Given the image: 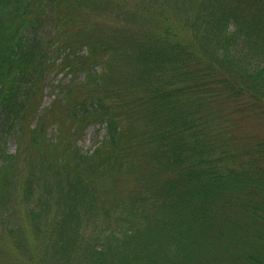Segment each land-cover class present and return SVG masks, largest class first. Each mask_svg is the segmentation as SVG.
<instances>
[{
	"label": "trees",
	"instance_id": "1",
	"mask_svg": "<svg viewBox=\"0 0 264 264\" xmlns=\"http://www.w3.org/2000/svg\"><path fill=\"white\" fill-rule=\"evenodd\" d=\"M105 3L0 0V205L20 161L37 229L56 205L42 264H264V0H132L112 23ZM61 71L84 77L37 112ZM91 124L106 134L85 153ZM39 174L54 201L31 200Z\"/></svg>",
	"mask_w": 264,
	"mask_h": 264
},
{
	"label": "rangeland",
	"instance_id": "2",
	"mask_svg": "<svg viewBox=\"0 0 264 264\" xmlns=\"http://www.w3.org/2000/svg\"><path fill=\"white\" fill-rule=\"evenodd\" d=\"M131 3L132 0H106V7L104 10L99 11L100 20L103 22L112 23V19L114 14H116V7L120 3L124 2ZM133 2L145 6L148 0H133ZM97 13V12H96ZM96 13H91L92 17L96 16ZM122 72H126V69L123 67L121 68ZM83 73L72 77L71 74L68 72L61 71L56 73L55 75L51 74L49 79V84L44 87V97L41 98V104L39 105L37 112H42L44 107L46 108L51 102L55 99L56 92H58L57 83L62 87L65 83L70 81V79L81 80L83 79ZM58 101H54L52 104H56L54 108H50L45 110L44 121L46 124L52 125L53 123L57 124V116L60 114V106H58ZM38 122L36 118V112L31 114L27 121H26V130H25V142L26 144L28 141L30 142L32 138V130L31 128ZM57 131L53 132L55 136ZM62 138H66L68 135V126H63L62 130H60ZM106 134V130L100 124H91L81 132L80 137L78 138L79 146L83 152H92L99 143V141L103 138ZM5 147L9 153H13L17 151L18 142L16 136H9L6 140ZM22 147L21 156L24 154L26 148ZM32 155L37 157L36 152H33ZM1 159V158H0ZM1 163V162H0ZM17 164V172L12 174V189L10 197H5L1 199L4 203L2 206L0 205V264H42V259L39 258L44 256L46 251L49 254L53 251V245L51 244L52 233L45 232V230H49L53 228V224L47 225L45 229L44 220L48 222H52V218L54 213L56 214V205L55 203H50V210L46 209V213H41V220L40 218L37 220V225L39 229L34 226V220L31 219V215L29 213V205L26 202V199L23 197V187H25L24 179L28 176V168L22 164L20 161ZM39 171H42V167L37 165ZM16 171V170H15ZM12 173V172H11ZM41 178L35 177L33 180V186L35 195L31 197L32 201L39 199V197L46 199L47 197L52 199L53 189L57 183V178L55 177H48L43 178L42 174H39ZM118 181L112 182L110 184V192L117 196V194H123L124 190H126L125 186L128 185L126 182L127 176H120ZM117 198V197H116ZM55 210V211H54ZM54 212V213H53ZM96 224L94 218L90 219ZM89 219L84 220V224L90 222ZM51 226V227H50ZM49 227V228H48ZM55 237V235L53 234ZM45 248L44 252L39 255L40 249ZM38 256V257H37ZM39 258V259H38Z\"/></svg>",
	"mask_w": 264,
	"mask_h": 264
}]
</instances>
